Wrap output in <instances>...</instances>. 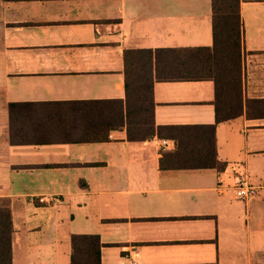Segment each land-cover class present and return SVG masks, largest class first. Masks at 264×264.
<instances>
[{"label":"crops","instance_id":"1","mask_svg":"<svg viewBox=\"0 0 264 264\" xmlns=\"http://www.w3.org/2000/svg\"><path fill=\"white\" fill-rule=\"evenodd\" d=\"M238 11L240 112L214 128L224 166L167 169L157 160L173 150L165 136L53 139L82 131L73 112L55 124L53 105L123 99L126 48L209 45L210 0H0L11 264H68L73 232L97 235L100 264H264V0H238ZM212 98L210 80H154L153 122L210 123ZM238 178L253 196L232 194Z\"/></svg>","mask_w":264,"mask_h":264},{"label":"trees","instance_id":"2","mask_svg":"<svg viewBox=\"0 0 264 264\" xmlns=\"http://www.w3.org/2000/svg\"><path fill=\"white\" fill-rule=\"evenodd\" d=\"M211 43L198 46L126 48L123 50L124 97L67 101L58 104L52 120L64 124L67 112L82 121L81 135L64 131L58 141L103 140L109 129L124 128L127 140L152 135L173 141V150L158 156L160 168L213 167L216 158L215 124L235 117L241 104V52L238 0H210ZM210 80L213 85V121L161 125L152 118L154 80ZM12 103H8L11 110ZM51 139H38V142ZM7 199H0V264H11V219ZM99 240L94 233L69 235L68 264H100Z\"/></svg>","mask_w":264,"mask_h":264},{"label":"built area","instance_id":"3","mask_svg":"<svg viewBox=\"0 0 264 264\" xmlns=\"http://www.w3.org/2000/svg\"><path fill=\"white\" fill-rule=\"evenodd\" d=\"M165 140L161 139V143ZM255 193V187L249 184L244 178H238L233 186L232 194L237 198H248L253 196ZM134 261L131 260L130 263H125L123 260L119 261V264H133Z\"/></svg>","mask_w":264,"mask_h":264}]
</instances>
